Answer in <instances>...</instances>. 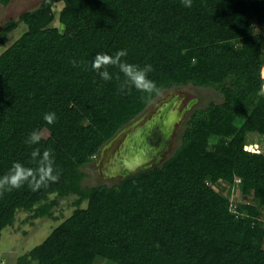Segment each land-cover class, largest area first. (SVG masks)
<instances>
[{"label":"trees","instance_id":"1","mask_svg":"<svg viewBox=\"0 0 264 264\" xmlns=\"http://www.w3.org/2000/svg\"><path fill=\"white\" fill-rule=\"evenodd\" d=\"M22 23L27 31L0 54V177L14 162L35 167V148L52 150L60 175L0 196V239L18 212L47 215L52 194L75 193L77 207L15 264H264V0H42L2 26L0 46ZM122 49L126 62L152 66L158 93H121L117 67L109 81L91 70L97 53ZM190 83L223 99L191 111L169 157L82 187L83 166L162 91ZM44 129L39 144L25 143ZM249 134L263 139L259 152L245 149ZM236 177L253 200L233 211L219 184Z\"/></svg>","mask_w":264,"mask_h":264},{"label":"rangeland","instance_id":"2","mask_svg":"<svg viewBox=\"0 0 264 264\" xmlns=\"http://www.w3.org/2000/svg\"><path fill=\"white\" fill-rule=\"evenodd\" d=\"M42 0H11L7 5L0 3V30L11 18H18L22 13L37 8ZM63 2L54 5L55 19L52 26L61 27L59 13ZM25 23L9 34L4 46H0V54L27 31ZM264 74V72H263ZM222 94L214 87H203L195 84L173 86L162 91L149 106L131 123L126 125L109 143L95 156L93 161L81 169L85 173L82 187H91L102 183H113L120 177L135 173L141 169L162 163L182 142V134L191 111L195 108H206L210 102H221ZM192 100L196 102L188 107ZM166 123L169 129V139L160 145L156 141L160 132L156 124ZM151 130V132H149ZM43 137L49 136V131L41 132ZM254 151L262 147L263 139L257 134H249ZM251 149V150H252ZM144 156L148 160L134 170L127 169V161L134 156ZM219 188L229 198L233 195L232 185L219 184ZM235 200L252 202L251 196H245L236 188ZM55 206L43 217H33L32 213L20 211L14 224L5 227L0 239V264H15L17 259L34 246L40 244L64 220L71 216L77 205V195H51ZM87 205L85 200L81 206ZM264 217V210H263ZM100 264H107L101 261Z\"/></svg>","mask_w":264,"mask_h":264},{"label":"clouds","instance_id":"3","mask_svg":"<svg viewBox=\"0 0 264 264\" xmlns=\"http://www.w3.org/2000/svg\"><path fill=\"white\" fill-rule=\"evenodd\" d=\"M181 3L184 7L190 8L192 6V0H181ZM126 56V49L118 50L113 55L97 53L91 62V70L96 72L104 81H109L112 76L107 70L108 67H117L125 77L119 89L121 93H125V90L130 93L132 88L149 95L154 92L158 93L159 88L156 83L148 78V74L153 70L152 66L147 64L141 68L138 65L130 64L123 59ZM71 63L74 67L79 66L76 60H72ZM257 95L264 97V83L260 85ZM43 119L49 125L54 124L56 120L55 113H45ZM41 139L42 134L38 130H34L29 134L25 143L31 147L39 144ZM30 155L31 163L35 167H26L20 162H14L8 173L0 177V196L18 190L25 184L32 191H37L59 180L60 173L54 168L55 160L51 149H45L41 153L39 148H35Z\"/></svg>","mask_w":264,"mask_h":264},{"label":"built area","instance_id":"4","mask_svg":"<svg viewBox=\"0 0 264 264\" xmlns=\"http://www.w3.org/2000/svg\"><path fill=\"white\" fill-rule=\"evenodd\" d=\"M255 28H256V30H259L260 28H261V26H259L258 24H255ZM263 72H264V70H263ZM263 76H264V74H263ZM252 146L251 145H246L245 146V149H247V150H251L252 148H251ZM251 151H253V152H259L260 150L258 149L257 151H254L253 149L251 150ZM241 182H242V180H241V178H239V177H236L235 178V182H234V184L232 185V187H233V195H232V197L231 198H229V200H230V207H231V209L233 210V211H236L237 210V206H238V202L235 200V191H236V188H238V190H239V186H240V184H241ZM215 187V186H214ZM216 188V187H215Z\"/></svg>","mask_w":264,"mask_h":264},{"label":"bare ground","instance_id":"5","mask_svg":"<svg viewBox=\"0 0 264 264\" xmlns=\"http://www.w3.org/2000/svg\"><path fill=\"white\" fill-rule=\"evenodd\" d=\"M166 123L163 124V127L164 126H167V124L165 125ZM149 132H151V130H149ZM148 159L144 156H134V157H131L128 159L127 161V165L125 163V166H127V169H131V170H134L138 165H142V163L146 162Z\"/></svg>","mask_w":264,"mask_h":264},{"label":"water","instance_id":"6","mask_svg":"<svg viewBox=\"0 0 264 264\" xmlns=\"http://www.w3.org/2000/svg\"><path fill=\"white\" fill-rule=\"evenodd\" d=\"M196 102V100H192L188 107L191 108L192 105ZM166 125V124H165ZM162 132H163V136H164V144H166L168 142L169 139V129H168V125L167 126H162ZM146 169V168H145ZM129 170V169H128ZM142 170V169H141Z\"/></svg>","mask_w":264,"mask_h":264},{"label":"flooded vegetation","instance_id":"7","mask_svg":"<svg viewBox=\"0 0 264 264\" xmlns=\"http://www.w3.org/2000/svg\"><path fill=\"white\" fill-rule=\"evenodd\" d=\"M163 124L164 123H162L161 125L156 124V126H155V128H157V130L160 132L159 136L156 139V141H158V143L160 145H163L164 144V136H163V132H162V126H163ZM137 167H139V165Z\"/></svg>","mask_w":264,"mask_h":264}]
</instances>
